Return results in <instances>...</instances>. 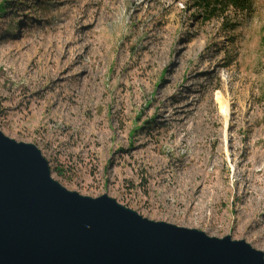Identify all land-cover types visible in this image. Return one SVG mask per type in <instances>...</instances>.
<instances>
[{
    "label": "rangeland",
    "instance_id": "374dc122",
    "mask_svg": "<svg viewBox=\"0 0 264 264\" xmlns=\"http://www.w3.org/2000/svg\"><path fill=\"white\" fill-rule=\"evenodd\" d=\"M0 0V132L70 192L264 254V0Z\"/></svg>",
    "mask_w": 264,
    "mask_h": 264
},
{
    "label": "water",
    "instance_id": "95a60500",
    "mask_svg": "<svg viewBox=\"0 0 264 264\" xmlns=\"http://www.w3.org/2000/svg\"><path fill=\"white\" fill-rule=\"evenodd\" d=\"M0 264H264V254L70 192L34 145L0 132Z\"/></svg>",
    "mask_w": 264,
    "mask_h": 264
},
{
    "label": "trees",
    "instance_id": "16d2710c",
    "mask_svg": "<svg viewBox=\"0 0 264 264\" xmlns=\"http://www.w3.org/2000/svg\"><path fill=\"white\" fill-rule=\"evenodd\" d=\"M194 7H200L204 22L223 20L228 11L246 14L251 11L253 0H192Z\"/></svg>",
    "mask_w": 264,
    "mask_h": 264
},
{
    "label": "bare ground",
    "instance_id": "6f19581e",
    "mask_svg": "<svg viewBox=\"0 0 264 264\" xmlns=\"http://www.w3.org/2000/svg\"><path fill=\"white\" fill-rule=\"evenodd\" d=\"M149 0H143V2H148ZM152 1H155V0H152Z\"/></svg>",
    "mask_w": 264,
    "mask_h": 264
}]
</instances>
